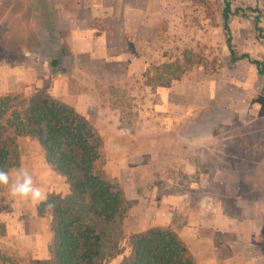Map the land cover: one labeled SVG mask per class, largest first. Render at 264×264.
<instances>
[{
    "label": "rangeland",
    "instance_id": "obj_1",
    "mask_svg": "<svg viewBox=\"0 0 264 264\" xmlns=\"http://www.w3.org/2000/svg\"><path fill=\"white\" fill-rule=\"evenodd\" d=\"M43 1L0 0V96L59 99L99 132L104 169L131 201L121 252L103 264L125 263L130 235L152 227L180 234L189 223L201 225L203 208L218 202L237 214L236 201L244 205L264 193V78L247 60L227 64L224 0H127L136 6L138 29L126 38L145 58L146 70L125 83L93 87L63 59L67 46ZM76 1L65 0L71 9ZM231 1L245 12L230 21L236 50L264 61L252 22L253 9L264 13V0ZM163 90L171 91L167 108L157 102ZM18 147L21 164L10 177L26 168L48 196L70 193L35 136L20 137ZM40 205L0 186V264L53 260L52 236L40 238L39 253L12 245L16 234L38 227ZM43 212L54 236L52 215L46 207Z\"/></svg>",
    "mask_w": 264,
    "mask_h": 264
},
{
    "label": "trees",
    "instance_id": "obj_2",
    "mask_svg": "<svg viewBox=\"0 0 264 264\" xmlns=\"http://www.w3.org/2000/svg\"><path fill=\"white\" fill-rule=\"evenodd\" d=\"M47 9L49 4L42 2ZM253 15L256 39L264 44V13ZM245 14L224 0L222 31L229 51L227 64L247 60L257 76L264 78V61L249 53L240 54L233 44L231 18ZM58 60L53 61L57 65ZM35 136L54 171L70 185L66 195L50 194L38 207L52 215L54 258L28 259L9 264H103L121 252L124 217L131 207L120 183L104 169L102 138L85 114L47 96L30 100L22 94L0 96V168L11 172L21 164L18 139ZM49 204L54 205L48 207ZM130 256L124 264H199L180 235L168 228L152 227L130 235ZM5 262V261H4ZM7 262L2 264H8Z\"/></svg>",
    "mask_w": 264,
    "mask_h": 264
},
{
    "label": "crops",
    "instance_id": "obj_3",
    "mask_svg": "<svg viewBox=\"0 0 264 264\" xmlns=\"http://www.w3.org/2000/svg\"><path fill=\"white\" fill-rule=\"evenodd\" d=\"M45 1L57 37L67 46L63 59L70 61L74 73L84 76V84L112 86L143 77L145 58L126 38L128 30L138 29L135 4L127 0H75L71 9V2L65 0ZM170 94V90L156 94L161 107H169ZM161 95L165 96L162 100ZM235 207L237 214L218 202L203 208L201 225L189 223L179 234L199 264H264V193L260 190L244 205L238 200ZM34 220L38 227L33 233L16 234L12 245L23 243L24 248L39 253L40 238L51 240L52 236L53 241L54 236L45 216Z\"/></svg>",
    "mask_w": 264,
    "mask_h": 264
},
{
    "label": "clouds",
    "instance_id": "obj_4",
    "mask_svg": "<svg viewBox=\"0 0 264 264\" xmlns=\"http://www.w3.org/2000/svg\"><path fill=\"white\" fill-rule=\"evenodd\" d=\"M0 186H8L9 194L13 198L29 200L33 203H42L48 200V195L34 182L32 174L21 168L16 171L14 178L9 171L0 168ZM54 205L49 204L48 207Z\"/></svg>",
    "mask_w": 264,
    "mask_h": 264
}]
</instances>
